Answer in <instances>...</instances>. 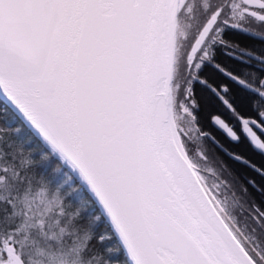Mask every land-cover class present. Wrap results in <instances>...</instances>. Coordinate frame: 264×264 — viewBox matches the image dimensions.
<instances>
[{
    "label": "snow or ice",
    "instance_id": "1",
    "mask_svg": "<svg viewBox=\"0 0 264 264\" xmlns=\"http://www.w3.org/2000/svg\"><path fill=\"white\" fill-rule=\"evenodd\" d=\"M238 35L264 0H0V264H264Z\"/></svg>",
    "mask_w": 264,
    "mask_h": 264
},
{
    "label": "flooded vegetation",
    "instance_id": "2",
    "mask_svg": "<svg viewBox=\"0 0 264 264\" xmlns=\"http://www.w3.org/2000/svg\"><path fill=\"white\" fill-rule=\"evenodd\" d=\"M257 27H259V26H257ZM252 30L260 31V28H258V30L252 28ZM237 38L239 39V42L241 43V45H247V46L255 47L257 50H261L262 48H264V39H261L259 36L238 35ZM222 58L224 59L226 64H231L232 63L230 60H228V58H226V57H222ZM257 131H259V130H257ZM217 134L220 135L221 138L223 139L222 134H220V133H217ZM225 143H227L226 140H225ZM245 155L249 156L258 165L264 164V156H261L260 153H258L255 150H253L250 145H248L246 147ZM219 156L223 157L225 160H227V157H224L223 153H219ZM228 163L234 168L237 167L231 161H228Z\"/></svg>",
    "mask_w": 264,
    "mask_h": 264
},
{
    "label": "rangeland",
    "instance_id": "3",
    "mask_svg": "<svg viewBox=\"0 0 264 264\" xmlns=\"http://www.w3.org/2000/svg\"><path fill=\"white\" fill-rule=\"evenodd\" d=\"M257 26H258L257 24H253V25H251V27H252V28H254V29H257V30H258V28H259V27H257Z\"/></svg>",
    "mask_w": 264,
    "mask_h": 264
}]
</instances>
